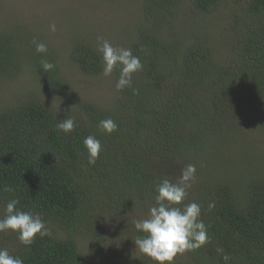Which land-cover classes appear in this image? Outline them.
Masks as SVG:
<instances>
[{
  "label": "trees",
  "instance_id": "1",
  "mask_svg": "<svg viewBox=\"0 0 264 264\" xmlns=\"http://www.w3.org/2000/svg\"><path fill=\"white\" fill-rule=\"evenodd\" d=\"M232 1L220 28L225 43L214 47L194 22L179 39L163 29L184 10L203 23L219 0H139L143 25L127 48L143 68L104 109L78 99L55 67L44 72L42 59L53 62L48 54L32 49L23 60L21 37L0 34V81L28 69L38 83L0 109V216L18 197L17 207L39 214L50 233L30 247L0 233V248L24 264H150L133 255L141 233L130 229L131 213L145 208L139 200L155 202V185L172 181L165 171L193 164L184 203L200 205L210 242L178 254L181 264H264V147L239 139L249 126L264 136V0ZM68 57L79 72L102 74L91 44L71 42ZM66 118L75 121L68 134L56 128ZM109 118L118 127L106 134L99 123ZM88 135L102 146L94 165L83 144ZM109 229L124 246L119 258L102 239Z\"/></svg>",
  "mask_w": 264,
  "mask_h": 264
},
{
  "label": "rangeland",
  "instance_id": "2",
  "mask_svg": "<svg viewBox=\"0 0 264 264\" xmlns=\"http://www.w3.org/2000/svg\"><path fill=\"white\" fill-rule=\"evenodd\" d=\"M218 3L217 13L206 17L203 23H201L203 16L195 17L184 10L176 17L172 16L173 21L169 20L170 29L167 26L163 31L172 32L179 39L190 32L191 27L187 22H194L193 27L199 31V35L204 36V42L214 47L219 44L223 46L225 36H220V28L223 20L230 14V8H233V1L219 0ZM139 5V0H0V34L4 35L12 31L21 37L18 44L21 46L23 60L32 49L35 50L34 40L46 44L45 54L53 59L52 63L55 65L57 75L68 81L77 98L90 101L104 109L113 103L117 95L116 83L113 80L114 72L110 77H105L103 74L97 77L85 75L70 63L68 49L71 42L76 41L91 44L97 51L98 36L103 37L113 47L127 48L135 30L143 25L142 19L136 14ZM214 21L218 24L214 25ZM51 24L56 25L55 32L50 31ZM33 78L32 71L27 69L13 79L1 80L0 109L11 107L18 100L25 99L31 94L32 89L38 84ZM243 105L247 104L244 102ZM239 139L251 140L256 151L264 147V136L250 126L244 130ZM236 140L239 144L238 138ZM238 144L234 146V153ZM181 171L182 168L176 164L172 173L168 174L165 171V174L174 181L180 177ZM151 202L144 203L139 200L138 203H143L145 208L139 213H131L130 219L134 221L146 218L149 209L155 204ZM131 226L130 229L135 230L133 223ZM102 237L106 246L114 252L115 257L119 258L122 255L123 244L112 236L110 229ZM5 240L14 242L8 238ZM131 247L134 249V256L143 257L145 263L154 264L150 258L136 249L135 244ZM183 262L182 256L175 257L174 264Z\"/></svg>",
  "mask_w": 264,
  "mask_h": 264
},
{
  "label": "clouds",
  "instance_id": "3",
  "mask_svg": "<svg viewBox=\"0 0 264 264\" xmlns=\"http://www.w3.org/2000/svg\"><path fill=\"white\" fill-rule=\"evenodd\" d=\"M49 28L50 31H56L55 24H51ZM33 43L37 53L47 52L46 44L35 40ZM97 52L101 55L103 76L110 77L114 70L119 72L115 84L117 91L130 87L133 73L143 68L140 57L133 55L131 49L113 47L101 36L97 37ZM41 67L47 72L55 65L47 59H42ZM74 127L73 118L60 120L56 124V128L65 134L72 132ZM117 127L110 118L99 123V128L106 134L113 133ZM83 144L88 153V164L94 165L101 152L100 140L94 135H88ZM195 173V165L189 164L182 169L176 181L167 178L160 180L155 185V204L149 209L148 216L133 221L135 230L141 233L134 240L136 249L154 264H174L178 254L202 248L210 242L207 227L200 218V205L196 202L184 203ZM3 190L14 191L8 187ZM19 204L18 197L5 204L3 216H0V233H15L22 245L30 247L37 236L43 238L50 233L39 214L23 211L17 207ZM216 251L221 254L223 261H229L230 256L224 253L222 248H217ZM0 264H24V261L21 257L10 254L7 248H0Z\"/></svg>",
  "mask_w": 264,
  "mask_h": 264
}]
</instances>
